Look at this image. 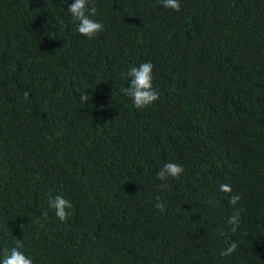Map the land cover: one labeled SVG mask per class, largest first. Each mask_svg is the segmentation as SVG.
<instances>
[{
    "label": "trees",
    "instance_id": "obj_1",
    "mask_svg": "<svg viewBox=\"0 0 264 264\" xmlns=\"http://www.w3.org/2000/svg\"><path fill=\"white\" fill-rule=\"evenodd\" d=\"M73 2L0 0V264H264V0H90L92 39ZM145 62L141 110L121 88Z\"/></svg>",
    "mask_w": 264,
    "mask_h": 264
},
{
    "label": "clouds",
    "instance_id": "obj_2",
    "mask_svg": "<svg viewBox=\"0 0 264 264\" xmlns=\"http://www.w3.org/2000/svg\"><path fill=\"white\" fill-rule=\"evenodd\" d=\"M161 3L165 8L172 9L176 12L181 11L179 0H161ZM68 11L71 13L73 20L78 22V32L88 39L94 38L99 32L103 31L104 25L91 18L97 14V8L94 4L90 6V0H74L69 5ZM153 68L154 65L151 62L141 63L138 67H132L127 73L130 79V85L126 88H121V92L124 95L132 98L133 104L137 109L142 110L160 98L158 91L153 88L152 84ZM24 98L25 100L29 98V92L26 91L24 93ZM81 100L87 101L88 95L86 93L82 94ZM184 171L185 169L182 165L169 162L164 164L157 173V178L161 181L166 180L168 177L179 180ZM220 191L231 194L233 190L230 185L222 184ZM241 199L242 196L239 194H231L229 196V204L233 208V214L229 217L228 224L231 226L233 233L237 232L240 224V215L243 209L237 208L236 206ZM49 207L55 210V215L61 222H66L70 216V212L66 210L70 209L72 204L63 197L56 196L53 200H50ZM155 207L161 212L165 211V205L163 203H157ZM237 246V243L234 241L229 247L223 250L222 255H232ZM2 264H33V261L18 248H13L10 254L5 255Z\"/></svg>",
    "mask_w": 264,
    "mask_h": 264
}]
</instances>
